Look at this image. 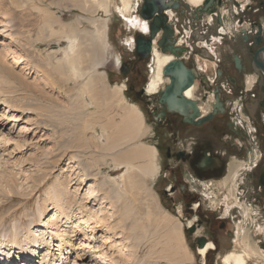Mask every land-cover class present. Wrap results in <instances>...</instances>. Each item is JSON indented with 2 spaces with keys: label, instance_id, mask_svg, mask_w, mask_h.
Masks as SVG:
<instances>
[{
  "label": "rangeland",
  "instance_id": "obj_1",
  "mask_svg": "<svg viewBox=\"0 0 264 264\" xmlns=\"http://www.w3.org/2000/svg\"><path fill=\"white\" fill-rule=\"evenodd\" d=\"M183 2L188 4L186 0H183ZM78 3L73 0H0V30H3L4 27L6 28L5 31L8 30L4 34L0 31V133H2L0 134V139L8 141L4 143L0 140V173L2 172V176L5 174V178H0V247L3 250L5 247L7 249L11 248L9 241L13 239L12 232L16 231L15 234H17L23 247L25 246V250L31 249L30 251L35 252L36 249H39L38 253H42L39 257L36 255L33 260H23L21 258L19 264H42L39 262V258L42 256L45 257L44 261L46 264H50V262L51 264H221V257L226 253L232 250L242 252V248H244L241 240H239L241 249L236 244L237 225L242 220V225L245 228L243 232H246L243 237L251 238L258 253V256H251L249 264H264V254L261 253L262 249H264L262 246L264 238L260 239L264 237V213L261 208L253 206L256 210L254 216H252L253 220L244 217L242 214L237 216V214V218L233 219L234 228L232 234L225 236L224 233H219L221 237L218 242L222 251L220 253H210L204 259L198 254V249L204 246L201 238H198V235L200 237L202 232H192L190 231L191 228L189 229L188 227L190 224L193 226L197 218L199 219L197 211L201 207L198 210L193 208V219L188 218V214L190 215L191 211L185 209L186 212H184V205L181 207L177 206L178 212H175L169 197L166 196L167 193L161 190L166 183V179L160 173L158 177L152 179L144 177V171L149 164L152 165L153 162L155 164L157 162L161 169L164 162L167 161L165 153L163 152V155L160 152L163 147L159 150V146H157L164 142L163 139H158V136H164L166 131H157L159 127L154 124V117L149 111L150 104H154L151 98L147 105L144 104L143 108L135 102V98L131 97L132 95H127L126 90L124 103L121 104L118 98L115 99L114 105L105 103L106 105L104 104V108L101 111L103 115L99 118L100 120L91 121L88 119L90 116L84 109L82 110L84 106L81 97V81H73L63 71L55 69L58 65L57 61L63 56L62 51L69 44L64 33L74 28L76 23L80 25L76 30L78 29L81 33L88 30H98L100 21L108 20L109 46L104 52L102 51L104 62L97 67L96 71L98 75L107 74L108 82L112 86L125 85L128 89L125 77L120 73L121 66L119 67L116 63V59L119 57L123 61L121 55L129 56V52L126 49V41L132 39V45L128 47L133 49V37L136 29L129 31L125 26L126 23L118 13V8L121 9L120 0L113 1L114 6L108 17L101 10L91 13L85 3ZM228 5L230 8L231 6L232 8L234 7V9L228 11L223 9L224 5L219 8L218 12L221 16L225 15L226 22L232 23V27L234 26L233 28L231 27L232 30L235 28V30L239 31V34L235 35L240 38L246 33L242 29H247L249 24H246V27H244V24H240L237 21L238 16H236V13L242 14V12L232 2H229ZM185 8L192 9L190 4L186 5ZM235 10L236 13L234 12ZM88 19H94L97 22L90 23L87 22ZM204 21H202V17L198 22L191 18L192 24L198 25V31L203 30L202 32L207 34L210 29V23H205ZM50 22L51 24L48 25ZM209 37L207 36V40ZM205 38V35H200L198 40L201 41ZM11 39L15 41L12 42ZM51 54H54L51 58L54 63H47L46 59ZM195 56L206 59L210 55L204 49L195 48ZM195 63L197 66L201 64L198 63L197 59H195ZM87 65L89 64L84 63V67ZM245 84L247 86V79ZM98 97H101L100 94ZM23 98L26 99L23 100ZM3 100L8 101L7 104H10L9 106L13 103H15L13 106L19 105L23 113L14 111L15 108L7 107L6 102H3ZM125 106L138 107L144 118L140 135L129 142L126 140L122 141L120 148L114 150L118 152V156L116 154L115 156L118 160L123 161L121 163L130 165L132 171L139 173L140 182H146L148 187L154 189V195L160 201L159 205L163 209V214L158 216L156 221L157 226H160V228L152 227L150 229V226L148 227V230L150 229L149 231L147 230L148 233L154 232L153 234L156 237L153 234H147L146 238L139 240L135 237L129 238V236L131 237L133 226L142 227L144 224L147 225V221L145 219L141 220V217L137 215V205H134L140 201L141 197L138 198V196L134 195L136 197L135 201L128 199L124 203L127 200L125 198L123 201L118 202V207L115 211H105L106 214L105 212L99 214L102 217L105 214L107 221L117 222L125 213V211L120 212L124 206L129 208L131 212L129 211L130 213L126 216L124 223L125 228H127V235L126 231L121 230L119 235L121 233L124 235L115 236L114 232L104 227H99L94 232H86L87 229L82 227L80 231L73 232V234L70 233L72 232L70 224L62 221L63 223H60V226H62L61 231H66L62 243L64 250L62 251L58 242L59 239L56 237L58 232L56 227L43 226L48 220L47 217H51L55 212L49 205L47 193L53 191L56 181L70 176L65 172V169L69 163L73 162L75 171L71 173V182H69L68 187L76 192L75 199L85 198V205L93 211L97 210L99 206L103 205L102 207H104V205L110 204L109 200H103L104 192L101 188L104 180H107L105 178H114L113 176H118L120 171H116L111 165H107L113 162L112 156L114 152L106 150L102 144L97 143L94 139V133H99L101 128H105L109 142L115 141L119 131H121L120 127L125 124L122 119L125 113ZM108 118L111 119L110 122L107 121ZM221 119V128L216 132L214 142L212 141L207 146H202L198 139L197 148L199 151L204 147H214L217 144L220 133L229 126L227 124L228 117L224 116ZM223 119H225V123L222 122ZM2 123L5 124L4 128ZM137 124L140 126L138 121ZM214 129L211 131H214ZM182 130H185V128ZM211 131L209 134H211ZM164 137L166 138L167 136ZM263 147L264 144H262L261 149ZM144 148L156 149L155 159L152 157L151 159L146 155H142V157L136 155L138 150ZM51 151L58 152L57 156H50ZM37 157H39V160L36 163L32 161ZM47 157L48 160L50 159L56 165L48 168L47 172L43 170V172L39 173L38 169H41ZM223 159L221 160L223 161ZM233 165H231V168ZM223 172L224 168L220 173ZM46 173L49 174L48 179L50 180L48 183L43 181ZM36 174L40 176L39 179H37L38 176ZM81 176L83 177V182L78 183L77 180ZM5 179L10 181L7 182L9 186L4 183ZM39 180L41 182H38ZM91 183L96 186V189L94 190L95 193L93 189L91 190L93 194L90 192L92 195L88 199L86 194ZM113 194L114 192L112 196ZM95 198L97 199L96 201ZM112 200L116 201V198ZM177 201L175 200V202ZM180 204L182 203L180 202L177 205ZM196 204L198 203H195L193 207ZM216 204H218V201ZM207 205H205L206 209ZM46 206L50 209L44 208ZM209 207L214 210L211 205ZM247 207L251 209L248 204ZM158 219H160V222H158ZM258 219L259 222H256ZM166 222L168 223L167 226ZM258 225L262 226L260 229L261 234L255 232V230L258 231L259 229ZM164 227H167L165 230H172L171 232L176 234L171 244L178 249V255H174L173 252L168 250L165 239L167 231L163 230ZM246 230H248V233ZM140 231V229H137L133 233L136 236H140ZM141 233L144 234L142 231ZM32 235L35 238L34 240ZM69 237H72V239ZM104 239H109L108 245H104ZM47 242L51 244L48 245L49 247L45 246ZM84 242H86L85 249L82 245ZM208 242L216 245L214 241L210 240ZM110 244L114 247H109ZM75 245L76 249H78L79 257L76 256ZM101 249L103 251L100 252ZM4 251L8 253L4 256L7 259L11 251ZM153 251L154 254L151 253ZM16 253L20 252L17 251Z\"/></svg>",
  "mask_w": 264,
  "mask_h": 264
},
{
  "label": "flooded vegetation",
  "instance_id": "obj_2",
  "mask_svg": "<svg viewBox=\"0 0 264 264\" xmlns=\"http://www.w3.org/2000/svg\"><path fill=\"white\" fill-rule=\"evenodd\" d=\"M147 1L153 0H140V8ZM163 1L162 13H156L152 19H144L138 12L146 30H135L134 48L126 46L129 56L121 55L123 61L120 73L128 86L127 95H132L135 102L144 108V104L147 105L149 99H152L154 104H150L149 111L154 117V124L159 127L157 131H166V138L158 136L164 142L157 145L159 150L163 147L160 152L165 153L167 160L160 169L161 176L166 179L161 190L167 193L175 212H178L177 206L182 205L184 212L185 209L191 211L189 219H193V205L198 203L197 208L201 207L197 211L199 219L189 229L195 233L201 231L202 235H198V238L204 244L214 241L218 247L214 253H220L222 248L218 242L221 237L219 233H224L225 236L232 234L233 219L239 216L241 209L236 205L231 216H224L220 211L211 210L207 204L214 198L218 200L220 207L228 197L231 203L235 201L230 194L235 188L229 178L236 164L241 165L236 179L239 205L242 206V202L248 204L254 213L256 210L253 206H258L264 213V147L261 149L264 144V0H237L242 12L240 14L234 11L238 16L237 21L244 24V27L249 24L247 29H242L246 33L240 38L235 35L239 31L235 28L232 30L234 26L226 22L225 15L222 18L218 15L215 18L210 16L212 19L209 22L208 16L198 10L199 7H191L189 10L185 8L188 4L183 0ZM201 17L212 28L207 34L203 30L198 31V25L191 22V18L198 22ZM156 18L161 19L160 31L152 40L151 47L156 41L159 51L173 55L174 60L171 62H176L175 72L172 74L176 85L170 92L167 103H163L162 99L167 87L172 84L171 76H166L170 82L163 85L160 92L147 96L152 48L143 53H139L138 49L140 39L147 41L151 37L149 28ZM164 18L165 22L162 21ZM200 35H205L206 38L200 41ZM164 36L167 42L159 47L157 43ZM207 36H210L208 40ZM211 47L215 49L214 52ZM195 48L208 52L209 57H201L208 64L201 63L197 66L195 59L199 56H195ZM182 67L193 76V82L188 86L179 83L180 80L176 81L179 77L186 76ZM251 78L256 81L249 88L245 82L246 79L247 83L250 82ZM195 83H199L200 91L203 92L196 93L194 100H187L184 93ZM224 116L228 117L229 126L220 133L217 144L199 151L198 139L202 146L214 142L216 132L221 128V117ZM222 122L225 123V119ZM213 128L214 131H211ZM223 168L224 172L220 173ZM180 202L182 204L177 205ZM251 219L253 220L252 217ZM242 222L241 220L240 223ZM258 226L259 229L255 232L259 234L262 226ZM258 244L260 245L259 241ZM262 246L264 248V244ZM262 253L264 254V249Z\"/></svg>",
  "mask_w": 264,
  "mask_h": 264
},
{
  "label": "bare ground",
  "instance_id": "obj_3",
  "mask_svg": "<svg viewBox=\"0 0 264 264\" xmlns=\"http://www.w3.org/2000/svg\"><path fill=\"white\" fill-rule=\"evenodd\" d=\"M73 1L75 3H78L80 1L78 4L85 3L88 6V11H90L91 13H95L96 11L101 10L104 13V15L107 17L110 16V14L112 12V7L114 6V3H113L114 0H73ZM186 1L188 2V4H190V6L192 8H198L201 5H203L205 2V0H186ZM119 4L121 6V9L118 8V13L122 16L123 20L126 21L125 26L128 28V30L132 31L135 28L136 30L138 29V30L145 32V30H146L145 26L146 25L144 23V26H143V22H142L143 20L140 18L139 14H138L139 9H140L139 1H136V0H120ZM206 16H208L207 20L210 22L212 19L211 18L212 16L211 17L209 15H206ZM87 22L93 23V22H97V21H95L94 19H88ZM49 24H51V22L48 23V25ZM78 24L79 23H76L75 24L76 26L74 28H72L70 31L64 33L69 44H68V47H66L62 51L63 56L60 57V59L57 61L58 65L55 67V69H59L61 72L63 71V73L65 75H67L73 81H81V83H82L81 97H82V102H83V106H84V108H82V110L84 109L85 112L88 113V115L90 116V118H88L89 120H91V121L92 120H98L103 115V114H101L102 113L101 111L103 110L105 103L106 104L109 103V104L114 105L115 99H117V98H118V101L121 102V104L125 102V99H126L125 91L127 90V88L125 85L112 86L108 82L107 74L102 73V74L98 75L97 71H96L97 67L102 65L104 62L102 51L104 52L107 49V47L109 46V40H108L109 21L108 20H102L99 23L100 27L98 30L97 29L93 30V31L88 30V31H85L84 33H81L78 29L76 30V28L80 27V25H78ZM5 29L6 28L4 27L3 30H0V31L4 34V33L8 32V30L5 31ZM224 31L225 30H223V32ZM150 33H151V31H150ZM159 36H160V34L158 35V37ZM9 37H11V36H9ZM131 40L132 39H130V41H126L127 46L132 45ZM11 41L14 42L15 40L11 39ZM97 44H98V46H97ZM151 48H152V54H151L152 55V58H151L152 62H150V64H149L150 65V74H149V78H148V82H147V86H146V89H147L146 95L147 96L156 95L158 92H160V89L162 87L164 88L163 85L170 82V79L163 75V70H164V67L169 62L174 60L173 55H170L168 53L164 54L161 51H159L158 47L156 46V41H154V45H152ZM99 49H101V50L99 51ZM210 49L212 50V52H214V50H215L213 47H211ZM55 53H57V52H55ZM52 56H54V54H51V56H49L48 59H46L47 63H54V61L51 60ZM197 61H198V63L208 64L207 62L203 61L201 59V57H198ZM84 63L85 64L87 63L89 65L84 67ZM116 63L120 67L122 65L121 58L117 57ZM200 68L202 70H204V67L200 66ZM60 71H58V72H60ZM196 73H197V71H196ZM255 81L256 80L254 78H251V81L247 83L248 87L252 88V86L255 84ZM7 84H8V82H7ZM201 87H202V85H201ZM200 89L201 88H200L199 83L197 85L195 83L189 89L186 90V92L184 93V97H186L187 100H189V99L194 100L193 98H195L194 96L196 95V93L201 94L203 92V91L201 92ZM193 92H194V95H193ZM99 94L101 97H98ZM6 97H8V96H6ZM25 99L26 98H23V100H25ZM0 100H1V98H0ZM3 102H6V104H7L8 101L3 100ZM13 104H15V103H13ZM13 104H11V106H9L10 104H7V107L15 108L14 111L23 113V110L19 105L13 106ZM124 112L125 113H124V116L122 117V119L125 122V124L122 127H120L121 131H119V135L116 137L115 141L109 142L108 136L105 132V128H101L99 133H96V132L94 133L95 134L94 139L97 143L102 144L106 150H111L112 152H114L113 156H112L114 159L113 162L111 164L108 163L107 165L108 166L111 165V167L114 168L116 171L117 170L120 171L118 176H116V177L113 176L114 178H112V177L105 178L107 180H104L103 187L101 188V190L104 192L103 200L107 199L110 201V204H108L109 207H107L108 205L107 206L104 205V207H102L103 205L101 204L102 205L101 207L99 206V208L97 210L93 211L91 209H88V207L85 205V203H84L85 198H82V199L79 198L78 200L75 199V196L77 195L76 192L72 191L71 190L72 188L70 189L68 187L69 182H71L70 181V178L72 177L71 173H74V171H75V164H73V162L69 163L68 167L65 169L66 171L64 170L70 176L66 177V178L64 177L63 179L61 178L59 181H56L53 191H49L47 193L48 197L47 196L46 197L48 198V201L50 202L49 205H50L52 210H55V212L51 215V217H47L48 220H47V222H45V224H43V226H52V228L56 227V230H58L56 237L59 239L58 242L60 243V247L62 248V251L64 250L63 246H62V243L64 241L63 237H64V233L66 232V231L64 232L63 230L61 231L62 226H60V223H63L62 221H65L66 223L70 224V226H71L70 230L72 231L70 233L80 231L82 227L87 229L86 232H94L99 227H104V228L109 229V231L114 232L115 236L124 235L123 233H121V235H119V231H121V230L126 231V235H127V228H125L124 223L126 221V216L131 212V210L129 208L124 206L123 210H121V211L119 210L120 212L125 211V213H124V215H122L121 219H119L117 222H115V221L110 222L109 220L107 221V219H105V217H106L105 211H115V209L118 207V202L123 201L125 198H127V200L124 203H126L128 201V199H130V201H135L136 200L135 196H138V198L141 197L140 201L136 202L134 205H137L136 206V212H137V215L141 217V220L145 219L147 221L146 222L147 225L144 224V225H142V227H139L138 225L133 226L132 230H131V237L129 236V238L132 239L133 237H135L137 240L143 239L144 237L146 238L147 234L152 235L154 233V232L148 233V231L152 227L153 228H160V226L159 227L157 226L156 221H157L158 216H161V214H163V209L159 205L160 201H158L154 195V189L148 187L145 180H144L145 183L140 182L139 173L136 171H132L130 165H128L126 163H121L123 161L118 160L116 158V156H118V152L114 151V150L116 148H120V146L122 145L121 144L122 141L126 140L129 142L131 140H134L136 137H138L140 135L141 127H142L141 124L143 123V118H144L143 114L139 111L138 107H136V106H130V107L125 106ZM101 119H103V118H101ZM108 119H107V121L110 122L111 119H109V120ZM137 121L139 122L140 126L137 124ZM4 126H5V124H3V128H4ZM0 134H2V133H0ZM0 140L3 141L4 143L8 142V141H5L4 139H0ZM204 141H205V137L203 139V142ZM57 154H58V152H52L50 154V156L52 155L53 157H56ZM115 154H116V156H115ZM156 154H157V150L154 148H152V150H151V148H146V149L144 148V149L138 150L136 153L137 156L139 155L142 157V155H146V156H149L150 158L152 157L153 159H155ZM44 155H45V152H44ZM41 156H42V154H41ZM123 156H125V154H123ZM38 158L39 157L33 159L32 161H34L36 163V161L39 160ZM59 161H61V160H59ZM55 165L56 164H54V162L52 163V161L50 159L48 160V157H47V160L43 163L41 169H38V168L37 169H38V171H40L39 173L43 172V170H46V172H47L48 168H50L51 166H55ZM240 167H241L240 164L239 165L236 164L234 166V168L232 169V173H231V176L229 178V182L231 183L232 187L235 188L234 191L230 192V194L233 196L235 201L233 203H231V199H230V197H228V199L225 200V202L223 204L224 207L223 206L220 207L218 205L219 202H218V204H216V202L218 200L214 198L213 200H210L208 202V204L211 205V207L216 211H218V209H219V211L222 212L224 216H227L228 214L231 215V211H233V208L237 205L242 211V212L240 211V214L244 215V217H246V218H251L252 215L254 214V211L249 209L247 207V205L244 204L243 202L241 204L242 206H240L239 202L237 201L238 195H236L237 194L236 179L239 175L238 170ZM86 169H88V168H86ZM100 171H102V170H100ZM159 173H160V168H159L158 163L156 162V164H155L153 162L152 165L149 164L147 166V169L144 171V177H148V178L152 179V178L158 177ZM1 174H2V172L0 173V178H5V174H4V176H2ZM36 175L38 176V174H36ZM48 177H49V174L46 173L43 177V181L48 183L50 180V179H48ZM39 178H40V176L37 177V179H39ZM37 179H35V180H37ZM12 181H11V183H12ZM77 181H78V183L79 182L82 183L83 177L82 176L79 177V179ZM7 182H10V181H7L5 179L4 183L9 186V183H7ZM38 182H41V181L39 180ZM13 187H17V186H13ZM92 189L94 191L96 189V186L91 183L89 186L88 192L86 194L88 199L93 194L91 192ZM218 190H220V189L218 188ZM97 192H99V191L97 190ZM113 192H114V194L112 196ZM94 193H95V191H94ZM113 198H116V201H113L112 200ZM96 200L97 199L95 198V201ZM44 208L48 209L49 207L46 206ZM199 208H200V206H199ZM199 208H197V205L194 206L195 210H198ZM104 212H105V214L103 215V217L101 215H99L100 213L102 214ZM107 214H109V213H107ZM111 214H113V213H111ZM160 219H158V222H160ZM91 224H93V226H91ZM167 225H168V223L166 222V226ZM2 226H4V225H2ZM149 226H150V229L148 230ZM191 226H192V224H190L188 227L190 228ZM166 228L167 227H164L163 230L165 232L167 231L166 236H165V239L167 241V248H168V250L173 252L174 255H178V251H177L178 249H176V247H174V245L171 244L174 241L176 234L174 232H171L172 230H165ZM137 229H140L142 232H144V234H142L140 231L139 233L141 235L136 236L133 232H136ZM244 229L245 228L242 225V223H239L237 225L236 244L241 249V246H240L241 243L239 241V240H241L242 244L244 245V248H242V252L232 250V251L226 253L224 256L221 257V264H249V262H251V256H258L257 249L253 245L251 238L250 237H243L244 235H246V232H243ZM246 231L248 233V230H246ZM15 232L16 231L12 232L13 233V235H12L13 239L9 241L11 243V245H10L11 248H9V249H7V247L4 248V250H6V251L13 252L12 254H10L11 252L9 253V255L7 256V259H5L4 256H5V254H8V253H5L3 248L0 247V264H19V261L21 258L23 260H33V259H35L36 255L39 257V255L42 254V253H38L39 249H36L35 252L30 251L31 249L25 250V248H24L25 246L23 247V245L21 244L20 240L17 237V234H15ZM154 236L156 237V235H154ZM32 238H33V235H32ZM28 239H29V237H28ZM34 239L35 238H33V240ZM65 239H66V236H65ZM70 239H72V237ZM108 240L107 239L103 240L104 245H108ZM125 240H128V239H125ZM234 242H235V240H234ZM26 244H27V241H26ZM49 244L47 242V244L45 246H48ZM82 245L84 246L83 248L85 249L86 248L85 247L86 242H84V244H82ZM7 246H8V244H7ZM48 247H46V248H48ZM109 247H114V246H111V244H110ZM83 248H82V250H83ZM217 248H218L217 245H215L214 243L207 242L206 244H204V246H202L198 249V254L200 256H202L204 259H206V257L210 253L217 252ZM77 250L78 249H76V245H75V253H76V256L79 257V253L77 252ZM17 251L20 253H16ZM101 251H103V249H101L100 252ZM126 251H127V249H126ZM151 253L154 254V251ZM19 254H20V256H19ZM180 254H181V252H180ZM77 257H75V258H77ZM101 257H103V256L101 255ZM165 257H166V255H165ZM41 258L43 260L42 262H41ZM41 258H39V262L42 264H46V262L44 261L45 257L42 256ZM50 264H51V262H50Z\"/></svg>",
  "mask_w": 264,
  "mask_h": 264
},
{
  "label": "water",
  "instance_id": "obj_4",
  "mask_svg": "<svg viewBox=\"0 0 264 264\" xmlns=\"http://www.w3.org/2000/svg\"><path fill=\"white\" fill-rule=\"evenodd\" d=\"M163 0H153V1H147L143 4L142 8H141V16L144 19H152L154 18V15L156 13H162L163 11ZM229 2H232L233 5H236V7L240 10V4L239 2H237V0H205L204 4L202 5V7H199V11L202 12L205 15H209L212 16L213 18L216 17V15H220V13L218 12L219 8H221L224 5H227ZM234 9V7L232 8ZM219 13V14H218ZM218 16V17H219ZM164 20V22L166 21V18L162 19V21ZM160 25H161V19L156 18L155 21L153 22V24L151 25V37L145 41L143 39H140V41L138 42L139 46V53H143L145 52V50H150L151 49V43L152 40L155 38L156 34L158 33V31H160ZM164 32L166 33V30H164ZM166 36V34H165ZM164 36V39L158 43V46H163L166 44V38ZM175 63L176 62H171L169 64H167L164 67L163 70V75L164 76H171V80H172V84L171 86L167 87V91L164 93L162 102L163 103H167L168 100V96L170 94V92L175 88V79L173 78L172 74L175 72ZM181 70L183 72H186V76L183 78H178L176 79V81L180 80L179 83H183L184 86H188L193 82V76L191 74L190 71H186L183 67L181 68Z\"/></svg>",
  "mask_w": 264,
  "mask_h": 264
},
{
  "label": "crops",
  "instance_id": "obj_5",
  "mask_svg": "<svg viewBox=\"0 0 264 264\" xmlns=\"http://www.w3.org/2000/svg\"><path fill=\"white\" fill-rule=\"evenodd\" d=\"M223 9H226V10H228V11L233 10V9H232V6H231V8H230L228 4L225 5ZM205 17H206V16H205ZM204 19H206V18H204ZM204 22L206 23V20H205Z\"/></svg>",
  "mask_w": 264,
  "mask_h": 264
}]
</instances>
